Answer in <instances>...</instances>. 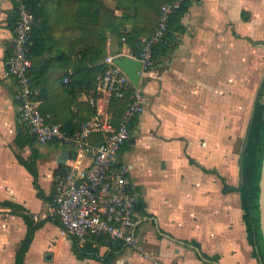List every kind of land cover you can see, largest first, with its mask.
Segmentation results:
<instances>
[{"label": "crops", "instance_id": "1", "mask_svg": "<svg viewBox=\"0 0 264 264\" xmlns=\"http://www.w3.org/2000/svg\"><path fill=\"white\" fill-rule=\"evenodd\" d=\"M105 2L116 6L114 0ZM40 7L55 26L57 52L69 47V36L79 30L71 22L72 7L59 0H44ZM16 20L14 0H0V264H15L27 232L22 213L45 220L24 264H105L112 253L107 264H263L248 239L240 195L227 186L241 182L240 154L264 78V0H190L184 30L174 33L178 44L142 77L144 110L131 131L133 143L120 154L144 204L134 229L139 248L124 245L116 253L97 240L63 234L55 221L58 180L72 165L87 166L88 155L77 152L62 163V151L71 145L36 140L21 148L16 143L26 130L17 84L6 68ZM107 35V56L132 51L110 31ZM51 72L55 78L60 68ZM98 103L105 105L102 99ZM35 150L44 197L19 160L31 161ZM89 240L96 251H82Z\"/></svg>", "mask_w": 264, "mask_h": 264}, {"label": "trees", "instance_id": "2", "mask_svg": "<svg viewBox=\"0 0 264 264\" xmlns=\"http://www.w3.org/2000/svg\"><path fill=\"white\" fill-rule=\"evenodd\" d=\"M67 2L73 9L71 22L79 28L69 38V47H61L57 52V37L55 26L50 20L49 11L40 5L44 0H25L35 15V23L32 30L31 45L28 53L32 60L29 76L32 85L38 89L35 98L41 103L40 110L43 114H49V123L58 124L68 134H73L80 128L83 122L93 117L96 113L95 106L91 103V97H97L96 88L100 74L105 70L107 31L118 39L126 42L134 53L140 52L144 47L142 36L150 38L159 25L162 5L168 0H114L115 8H110L105 0H59ZM190 1V0H189ZM189 1L175 10L167 22V30L163 39L153 45L154 60L159 55L165 54L174 48L179 40L174 35L175 31L182 32L184 25L182 18L188 11ZM16 9L17 4L14 0ZM121 11V15L116 14ZM18 15V13H17ZM126 26H131L129 31ZM55 66L60 68V74L55 78L50 77ZM69 76L70 81L64 83V78ZM59 101V102H58ZM129 105L127 98L112 99L109 111L114 121L118 123L123 112ZM63 111L65 114H63ZM138 118L131 123V131L135 128ZM131 138V136H130ZM36 137L28 132L20 131L16 136V143L21 148L25 145L33 146ZM93 143L103 141L101 134L91 137ZM58 143V142H53ZM133 143L127 140L122 148L126 149ZM31 161L19 156V160L27 166L35 176V185L38 194L44 197V192L37 182L38 172L35 160L37 150L33 153ZM264 157V78L255 100L251 114L247 136L244 139L239 165L241 182L238 186H227V190L237 192L240 195L243 219L247 228L248 239L255 246V254L264 264V236L261 226V213L259 206L260 179ZM63 172L61 174L64 175ZM6 204V203H4ZM16 210H25L23 206L9 203ZM136 211L144 213V204L140 199L136 203ZM27 224V232L16 252L15 264H24L25 255L30 247L35 231L40 228L45 220L35 221L34 216L22 213ZM56 222L58 218L55 219ZM78 240V239H77ZM100 244L112 246V252L120 251L125 243L111 239L108 236L94 238ZM86 243L82 251H96L93 241ZM113 253L106 259L111 260Z\"/></svg>", "mask_w": 264, "mask_h": 264}, {"label": "built area", "instance_id": "3", "mask_svg": "<svg viewBox=\"0 0 264 264\" xmlns=\"http://www.w3.org/2000/svg\"><path fill=\"white\" fill-rule=\"evenodd\" d=\"M15 1L18 15L6 68L17 84L20 119L39 143L56 141L68 144L89 157L87 166L72 165L58 180L57 204L53 214L57 215L63 234L73 236L78 241L105 235L139 248L134 232L138 221V193L128 178L129 168L120 160V154L125 142L130 139L131 123L144 110L145 98L141 84L135 86L114 62V57L122 53L106 56V68L97 81V97H91V103L96 108L95 115L83 122L73 134L66 133L58 124L49 123L50 116L41 112L40 101L35 98L38 89L32 85L28 74L32 66L28 53L35 15L25 0ZM187 1L165 2L161 8L159 25L152 36L144 40L143 49L138 53H127L142 62V77L155 64L153 45L163 39L170 15ZM69 81V76L64 78V83ZM122 98H127L129 105L116 123L109 111V104L112 99ZM101 99L105 101L104 107L99 106L98 101ZM95 134H101L103 141L93 143L91 137ZM34 218L39 217L35 215ZM146 256L150 255L146 253Z\"/></svg>", "mask_w": 264, "mask_h": 264}, {"label": "water", "instance_id": "4", "mask_svg": "<svg viewBox=\"0 0 264 264\" xmlns=\"http://www.w3.org/2000/svg\"><path fill=\"white\" fill-rule=\"evenodd\" d=\"M114 62L128 75L132 83L139 87L142 80L141 70L142 62L127 54H122L114 57ZM77 157V151L75 149L65 148L61 154V162L65 160ZM260 213H261V226L264 236V157L260 179V199H259Z\"/></svg>", "mask_w": 264, "mask_h": 264}, {"label": "rangeland", "instance_id": "5", "mask_svg": "<svg viewBox=\"0 0 264 264\" xmlns=\"http://www.w3.org/2000/svg\"><path fill=\"white\" fill-rule=\"evenodd\" d=\"M242 130H243V129H241V133H240L239 136L237 137L238 140H236V151H238V150L240 149V147H241V143H240V142H241L240 135L243 134ZM239 139H240V140H239Z\"/></svg>", "mask_w": 264, "mask_h": 264}]
</instances>
